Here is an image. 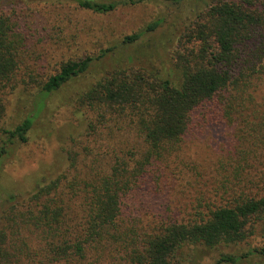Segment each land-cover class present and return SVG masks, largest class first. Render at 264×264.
<instances>
[{"label": "trees", "instance_id": "16d2710c", "mask_svg": "<svg viewBox=\"0 0 264 264\" xmlns=\"http://www.w3.org/2000/svg\"><path fill=\"white\" fill-rule=\"evenodd\" d=\"M68 1L104 14L117 4L145 0ZM193 14L188 36L198 47L176 52L177 75L161 77L142 67H123L102 75L79 95L77 105L94 112L89 131L107 123L110 129L132 130L138 142L114 149L106 172L90 171L87 178L66 186L79 200L78 212L70 208L72 198L56 197L58 180L38 187L25 211L6 212L2 219L11 224L0 226V264L8 259L6 246L12 245L9 256L25 255L23 245L17 252L13 247L24 240L18 230L27 226L36 233L39 250L49 262L83 260L88 252L101 255L112 248L123 264H186L203 250L237 246L259 235L261 245L238 254L221 252L215 264H264V0H195ZM160 22L123 36L122 43L137 42ZM23 29L19 20L0 13V120L4 97L11 90L34 84L37 114L47 95L112 49L62 62L55 74L39 80L27 74ZM33 118L27 115L11 128L0 126V160L14 142H26ZM210 118L232 128L231 147L218 162L220 169L225 162L230 168L218 183L222 189L230 188L224 191L227 199L207 204L187 220H162L148 228L123 225V196L142 184L149 169H161V159L178 150L199 119ZM14 199L10 196V201Z\"/></svg>", "mask_w": 264, "mask_h": 264}, {"label": "rangeland", "instance_id": "374dc122", "mask_svg": "<svg viewBox=\"0 0 264 264\" xmlns=\"http://www.w3.org/2000/svg\"><path fill=\"white\" fill-rule=\"evenodd\" d=\"M194 2L121 3L104 14L80 8L68 0L0 3V13L23 25L26 41L22 55L27 74L36 75L39 80L55 74L62 62L94 57L101 50L112 48L94 60L86 72L47 95L43 105L39 103L41 108L37 114L34 84L19 85L5 95V113L0 126L11 128L27 115L34 118L26 142H14L0 160V226L11 224L2 219L6 212L25 211L29 197L38 187L58 180L56 197L62 201L71 199L73 191L67 185L87 178L90 171L106 172L114 149L123 143L128 147L137 144L132 130L110 129L107 123L96 125L94 132L89 131L94 112L84 104L77 105L76 100L102 75L123 67H142L161 77L177 75L176 52L185 53L198 47L188 36L195 21ZM157 19L161 22L153 32L143 34L133 44L122 43L123 36ZM130 58L134 62H130ZM199 120L178 150L161 159V169H149L142 184L123 196L120 204L123 225L148 228L162 220H187L194 218L196 210H204L207 204L227 199L224 191L230 188L222 189L218 183L223 172L230 168L225 162L220 169L218 162L231 147L232 128L212 118ZM71 161L74 165L70 167ZM12 195L15 199L10 201ZM71 201L70 208L78 212V198ZM18 231L24 240L15 241L13 248L17 252L23 245L25 255L9 256L12 245L6 246L8 259L5 262L9 261L6 264H123L116 259L119 255L112 248L101 255L88 252L83 260L49 262L39 250L36 233L29 226ZM261 244L260 236L255 235L237 246L203 250L186 264H215L221 252L238 254Z\"/></svg>", "mask_w": 264, "mask_h": 264}]
</instances>
